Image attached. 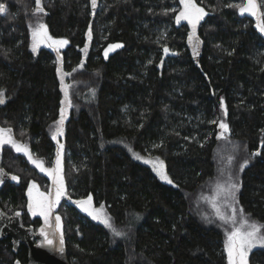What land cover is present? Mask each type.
Wrapping results in <instances>:
<instances>
[{
  "label": "trees",
  "instance_id": "1",
  "mask_svg": "<svg viewBox=\"0 0 264 264\" xmlns=\"http://www.w3.org/2000/svg\"><path fill=\"white\" fill-rule=\"evenodd\" d=\"M195 2L207 12L195 30L197 63L191 32L174 21L179 0H97L94 12L90 0H43L47 15L38 17L34 0H0L6 7L0 14V127L50 165L69 85L63 200L91 195L125 233L114 237L62 202L70 264H227L230 225L204 212L201 195L223 172L240 183L243 212L264 225V34L255 17L228 6L244 0ZM37 19L51 36L68 41L58 54L30 49L29 25ZM113 43L122 47L105 58ZM220 121L228 125L227 140L217 138ZM133 153L162 159L173 183ZM0 159L20 178L0 189V206L37 227L40 218L29 216L25 191L30 180L42 183L45 176L10 145ZM27 259L24 243L0 240V264ZM248 264H264V246L249 251Z\"/></svg>",
  "mask_w": 264,
  "mask_h": 264
},
{
  "label": "snow or ice",
  "instance_id": "2",
  "mask_svg": "<svg viewBox=\"0 0 264 264\" xmlns=\"http://www.w3.org/2000/svg\"><path fill=\"white\" fill-rule=\"evenodd\" d=\"M179 3L182 5L181 10L175 19L177 24L182 20L187 21L192 26V33L189 35V43L193 45V51L195 53L196 49L199 47L200 41L199 38L195 36L196 26L204 18L207 13L204 8L199 7L195 0H179ZM35 7L33 9V15L39 16L40 14L47 15L45 8L43 6V0H34ZM91 6L93 9L97 7V0H91ZM229 7H236L240 14H249L252 17L256 18V28L260 33L264 34V11H262L261 5L258 3V0H244L242 4L228 5ZM6 11V7L3 3H0V14ZM32 35V51L36 52L39 44L44 43L49 48H55L57 51L64 45L68 43L65 39H53L48 33L47 26L40 22L37 19L35 26L29 25ZM89 39H91V28L87 33ZM195 38V42H194ZM87 47V45L85 46ZM122 47L120 44L109 45V48L105 50V58L108 56V52L115 48ZM164 52L167 53L168 49L165 47ZM61 71L60 68H57V72ZM63 82V77H61ZM67 102L68 106H71V102L68 99V93L65 89V101H62V105ZM4 103V92L0 90V104ZM221 107L223 105V99L221 100ZM65 120V107L60 109V119L56 122L57 127L55 132L52 135L53 140H57V136L63 135V123ZM220 129L223 132L217 137L218 139L227 137L224 136V133L229 131L228 125L224 122H220ZM12 130L10 128H0V145L8 144L17 152L23 153L28 160L35 165L41 172L47 173L51 179L54 186V194L52 192L44 193L40 192L35 183H31L28 187V204L27 208L29 213L33 216L39 215L43 217L45 227L40 229V235L43 237L44 243L40 246L45 245L52 246L54 244V239L51 238L54 233L50 234L47 229L55 228L56 232L60 233V251H63V233H62V224L61 217L55 216L54 224L52 213L55 207L59 204L61 197L66 195V186L63 176L61 152L63 149V144L58 142V151L56 154V161L54 168H46L43 165L42 161L36 160L33 158L32 153L29 148L17 142L11 135ZM136 159H142L139 154L133 153ZM253 156L260 155L259 152L252 153ZM232 160V157H229V161ZM146 163H152L153 170L163 181H166L169 184H172L173 181L168 177L166 170L164 169V162L157 158L156 162L145 161ZM249 161L244 160L243 164L240 166V170L243 171L244 167L248 165ZM4 173L0 170V183H3ZM13 181H19V177L12 175L10 177ZM240 190V183L234 181L231 175L223 183H217L214 189V194L210 198V203L212 208L215 211L217 219H219L222 225H230V228L226 231V239L224 241V249L227 254V264H248V254L249 251L257 246H264V225H260L255 221H250L243 213V209H237L235 206L238 204L237 192ZM75 203L81 208L82 211L86 212L94 220H99L107 228H109L114 237H123L124 232L117 230L111 222V218L107 216L106 213L101 209H95L92 206V196L89 195L87 199L75 201ZM227 207L230 209V214L225 213L221 210V207ZM17 216L20 215L19 212L16 213ZM19 264V261L16 262Z\"/></svg>",
  "mask_w": 264,
  "mask_h": 264
},
{
  "label": "water",
  "instance_id": "3",
  "mask_svg": "<svg viewBox=\"0 0 264 264\" xmlns=\"http://www.w3.org/2000/svg\"><path fill=\"white\" fill-rule=\"evenodd\" d=\"M91 11H95L92 6ZM199 54L200 46L196 49L195 53L193 51L194 63L198 62ZM0 170L4 173L2 177L4 182L0 183L1 189L6 182L11 180L10 177L12 175L3 167L1 159ZM16 213L17 212L10 214L0 206V240L8 237L15 247L20 242L24 243L28 250L26 264H70L67 259L65 248L63 247L62 252L59 250V235L54 227L50 229L51 232L54 233V244L52 246L45 245L41 247L40 245L43 244V237L40 235V231L35 230L31 225H25L22 220V214L20 213V215L17 216ZM52 217L54 224V213H52Z\"/></svg>",
  "mask_w": 264,
  "mask_h": 264
},
{
  "label": "rangeland",
  "instance_id": "4",
  "mask_svg": "<svg viewBox=\"0 0 264 264\" xmlns=\"http://www.w3.org/2000/svg\"><path fill=\"white\" fill-rule=\"evenodd\" d=\"M196 3V2H195ZM260 4H261V2H259ZM197 4V3H196ZM198 5V4H197ZM199 6V5H198ZM199 7H201V6H199ZM176 8L178 9V11H177V14L176 15H178V13H179V11L181 10V8H182V5L180 4V3H178V5L176 6ZM206 12V11H205ZM207 13V12H206ZM206 16V15H205ZM205 16H204V18H205ZM176 17V16H175ZM203 18V19H204ZM202 19V20H203ZM201 20V21H202ZM40 21V20H39ZM174 21H175V23L177 24V22H176V19L174 18ZM201 21L199 22V24L201 23ZM36 22L37 21H34L33 23H30V25H32V26H35V24H36ZM41 22V21H40ZM255 23H256V19H255ZM179 24H185L187 27H188V32L190 33H192V26L187 22V21H184V20H182ZM198 24V25H199ZM178 25V24H177ZM197 25V26H198ZM196 26V27H197ZM49 33V32H48ZM190 33V34H191ZM50 35V34H49ZM53 37V36H52ZM53 39H65V38H58V37H53ZM66 40V39H65ZM114 44H119V43H113V44H110V45H114ZM31 45H32V35H31V29H30V49L32 50V48H31ZM66 45H64L63 47H61L60 49H59V51H57L55 48H50V49H52V50H54L55 51V53L57 54V53H59L64 47H65ZM40 47H47V45L46 44H44V43H41V44H39V46L37 47V50L40 48ZM49 48V47H48ZM109 48V45L104 49V52L103 53H105V50L106 49H108ZM116 49V48H115ZM115 49H113V50H115ZM36 50V51H37ZM113 50H110L109 52H108V54H110V52H112ZM105 56V55H104ZM64 90L66 89L67 90V93H68V91H69V85H64V88H63ZM64 101H65V95H64ZM63 107H65V114H67V112H68V109H69V106H68V104H67V102H65V104L63 105ZM59 119H60V117H59ZM58 119V120H59ZM57 120V121H58ZM220 122H223V121H220ZM225 123V122H224ZM220 124V123H219ZM219 124H218V128H219V130L220 131H222L223 132V130L222 129H220V127H219ZM56 127H57V123H55V129H54V132H55V130H56ZM0 128H3V127H0ZM6 129V128H5ZM53 132V133H54ZM226 134L227 133H224V136H226ZM12 135V134H11ZM13 137V136H12ZM227 137V136H226ZM222 139H224V138H222ZM224 140H227V139H224ZM58 142H59V144H63V142H62V139H61V135H59V136H57V140H55V154H54V158L52 159V161H51V164L50 165H44V167H46V168H54V166H55V161H56V154H57V151H58ZM22 144V143H21ZM5 145H8V144H4V145H0V150H2V148L5 146ZM11 146V145H10ZM63 152H64V146H63V149H62V152H61V160H62V163H63ZM142 157V161L143 162H145V161H150V162H156V160H157V158L158 157H156V156H152V155H145V156H141ZM28 159V158H27ZM159 160H161L162 161V159H160L159 158ZM146 163V162H145ZM146 164H148L152 169H153V166H152V163H146ZM63 166V165H62ZM164 169L166 170V168H165V164H164ZM38 170H39V168H38ZM40 171V170H39ZM154 171V170H153ZM41 172V171H40ZM155 172V171H154ZM44 176H45V180L42 182V183H40V182H38V181H35V180H30L29 182H28V185H27V188H26V191H25V206H26V209H27V211H28V208H27V204H28V195H27V192H28V187H29V185L31 184V183H35L36 185H37V187H38V189H39V191L40 192H44V193H48V192H51L52 191V193L54 194V186H53V183H52V179H51V177L47 174V173H45V172H41ZM155 174H156V172H155ZM157 175V174H156ZM158 176V175H157ZM229 177V175H225V173L223 172L215 181H213L212 182V185L210 186V187H208V188H206L205 190H203L202 192V197H203V200L205 201V209H203L204 210V212L205 213H208L209 214V212H211V213H213L214 215H215V211H214V209L212 208V206H211V203H210V198L213 196V194H214V189H215V186H216V184L219 182V183H223L224 181H226L227 180V178ZM158 178H159V176H158ZM163 181V180H162ZM166 182V181H165ZM66 196V195H65ZM65 196H63V197H61V199H60V202H59V204L55 207V209L53 210V211H55V215L54 216H60L61 217V224H62V214H61V207H60V204L62 203V204H64V205H66V204H73L74 205V207L81 213V214H83V215H85L86 217H88V218H90V219H92V220H94L91 216H89L86 212H84V211H82L81 210V208L75 203V201H79V200H84V199H87V197L88 196H86V197H83V198H77V199H69V200H63L64 198H65ZM197 200V199H196ZM92 206H93V208H95V209H101L102 208V210H103V212L104 213H106V211H105V209L102 207V206H97V205H95L94 203H93V200H92ZM236 207H237V209H240V206L238 205V204H236L235 205ZM210 209H209V208ZM221 210L222 211H224L225 213H227V214H230V209H228L227 207H224V206H222L221 207ZM244 213V215L250 220V221H254V220H252L250 217H249V215L247 214V213H245V212H243ZM28 214H29V216L30 217H39L40 218V224L37 226V227H35L38 231H40V229L42 228V227H45V224H44V219H43V217H41V216H39V215H36V216H33L31 213H29V211H28ZM107 214V213H106ZM108 216V215H107ZM94 221H97V222H100L99 220H94ZM230 228V227H229ZM58 233V235H59V239H60V233L59 232H57ZM59 244V243H58ZM60 245V244H59ZM258 246V245H257ZM256 247V246H255Z\"/></svg>",
  "mask_w": 264,
  "mask_h": 264
},
{
  "label": "flooded vegetation",
  "instance_id": "5",
  "mask_svg": "<svg viewBox=\"0 0 264 264\" xmlns=\"http://www.w3.org/2000/svg\"><path fill=\"white\" fill-rule=\"evenodd\" d=\"M53 213H54V215H55V211H53ZM35 230H37V229H35ZM48 231H49V233L51 232V230L50 229H47ZM38 231V230H37ZM50 234H52V232L50 233ZM58 234V233H57ZM51 238H53V235L51 236ZM43 243H44V240H43ZM27 263V262H26ZM25 263V264H26Z\"/></svg>",
  "mask_w": 264,
  "mask_h": 264
}]
</instances>
